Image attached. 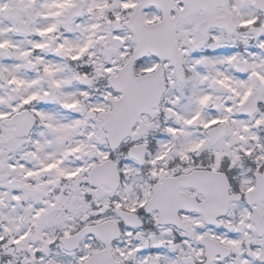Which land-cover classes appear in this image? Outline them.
Returning a JSON list of instances; mask_svg holds the SVG:
<instances>
[{
  "label": "snow or ice",
  "instance_id": "1",
  "mask_svg": "<svg viewBox=\"0 0 264 264\" xmlns=\"http://www.w3.org/2000/svg\"><path fill=\"white\" fill-rule=\"evenodd\" d=\"M0 264H264V0H0Z\"/></svg>",
  "mask_w": 264,
  "mask_h": 264
}]
</instances>
